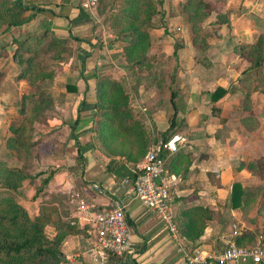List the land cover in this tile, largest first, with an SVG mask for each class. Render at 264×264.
<instances>
[{
  "label": "crops",
  "instance_id": "obj_1",
  "mask_svg": "<svg viewBox=\"0 0 264 264\" xmlns=\"http://www.w3.org/2000/svg\"><path fill=\"white\" fill-rule=\"evenodd\" d=\"M179 1L175 0L176 5ZM52 2V6H42L41 12L49 28L56 35L67 38L71 49L67 61L62 66L64 75L61 89L62 112L65 117L70 118L71 123L59 125V134L56 135L59 139L58 145L52 146L44 156L46 164L51 168L48 178L37 193L26 191L25 194L34 192V197H29L30 200L22 205L29 215L49 212L51 218L56 214L78 228L83 227V233L68 232L61 238L58 246L61 252L60 264H191L184 256L182 238L173 236L160 218L133 194L130 176L115 175L106 169L109 156L93 144L91 137L95 76L120 73L123 69L122 63L112 61L113 65L110 64V50L107 49L103 35L101 37L96 34L92 19L79 5L73 1L62 4L58 3V0ZM177 10L178 8H175V11ZM30 13L31 17L26 21L32 19L35 14L34 11ZM168 17V25L173 21L181 22L179 14ZM229 20L230 24L235 25L230 14ZM234 25L230 30L232 36L247 35L245 24L238 25L239 28ZM182 33L184 45L176 50V55L183 59L180 66L185 69L183 74L181 70L178 73L182 80L184 77L187 79V89L179 90L186 103L181 115L190 131L188 134L174 133L181 137L174 152H183L189 162L184 176L180 177L179 173L171 172L168 165V158L174 152L165 151L163 177L169 184L173 213L190 204H201L214 211L203 227L198 238L199 243L194 249L201 253L202 260L193 264H233L231 261L219 263L204 254L221 249L227 241L252 231L241 209L227 206L231 181L238 180L241 184L257 183L249 181L253 180V175L245 166L239 165L240 161L253 157L256 142V137L252 138L251 132L248 133L242 126L239 111L235 107L243 95L237 77L247 62L243 66L235 51L222 44L214 45L215 49L211 51L212 54L215 53L211 69L200 74L197 68L185 60L182 52L189 51L193 55L195 47L187 39L188 35ZM169 38L167 34L161 35L162 42H169ZM240 41L250 40L241 38ZM237 60L240 62L239 66H236ZM66 85H73L74 88H67ZM217 85L225 88V92L217 100H210L206 91H212ZM139 93L151 96L148 91ZM253 93L257 92H250V98H253ZM201 97L203 101L208 102V110L201 109ZM130 104L133 105L131 102ZM210 106L218 107V114L214 120L207 119L206 123L205 120L199 123L197 115L207 113L209 117ZM233 109L235 115L231 117L227 112ZM253 111L256 118L262 122L263 111L255 106ZM166 115L167 113L163 119H157L154 112L152 113L151 120L155 129L165 128ZM49 128V133L55 131ZM51 136L49 135V138ZM180 145L184 147L179 149ZM77 149L82 158L78 156ZM183 164L184 160L177 161L176 168ZM37 177L39 178V175ZM77 197L98 206L104 205L113 197L125 203V219L130 241L126 252L117 255L107 251L98 254L94 251L92 238L75 216L74 199ZM220 213L223 214V220L218 218ZM44 226L49 235L55 232L51 223H45ZM255 226L253 241L258 239L260 232L259 222ZM241 242L244 243L245 240Z\"/></svg>",
  "mask_w": 264,
  "mask_h": 264
},
{
  "label": "rangeland",
  "instance_id": "obj_2",
  "mask_svg": "<svg viewBox=\"0 0 264 264\" xmlns=\"http://www.w3.org/2000/svg\"><path fill=\"white\" fill-rule=\"evenodd\" d=\"M52 1L54 0H22V3L42 7L45 5L52 6ZM69 1L79 5L92 19L96 34L101 37L103 35L107 49L110 50L108 54L111 59L110 64L113 65L112 61H115L114 63L116 61L122 63L123 69H121L122 71L119 69L120 73L112 72V74L100 75L112 76L123 82L129 93L130 102L149 132L156 131L155 125L151 120L152 113L154 112L157 119L159 117L163 119L167 111H169L166 108L167 91L165 90V85L169 79L178 77L177 91L180 95V88L187 89L186 77L182 80L178 73L181 70L180 72L183 74L185 70L180 66V61L183 62V59L176 55V50L184 45L182 32L188 35L186 36L187 39L195 47L193 55L189 51L182 53L185 55V60L197 68L200 74L211 69V61L215 54H212L211 51L215 49L214 45L222 44L227 49L235 51L244 66L247 59L242 55V52L236 51L234 45L241 38L253 40L259 33H264V0H211L209 4L197 6L196 11L187 2L183 9L184 0H180L177 5L175 0H167L166 3L165 0H161L156 5L158 12L152 17V24L149 27L151 39L148 53L152 57L153 66L136 69L134 65H128L123 59L121 53L123 42L116 38L114 30L110 26L106 9L108 3L112 0ZM193 1L195 2V0ZM175 8H178V10L175 11ZM192 10L191 20H189L187 19L189 14L187 11ZM225 10L230 11L229 14L231 19H233V23L235 21V25H233L236 28L238 25L245 24L246 29L249 31L246 32L247 35L232 36L230 34L232 24L217 23L215 21L216 11L222 13ZM32 11L34 9L27 8L23 15ZM34 12L33 18L29 21H23L9 27H5L4 24L0 25V179L5 173L6 166L3 162L7 167L21 168L26 177L21 180L19 186L13 189L15 199L21 204L34 197V192L25 194L26 191H35L37 187H40L43 177L51 170L50 165L46 164V157L44 156L48 154L52 146L58 145L59 139L56 135L57 133L59 134V125L67 122L71 123L70 118L65 117L62 112L63 98L61 90L63 88L64 75L62 66L67 61L71 49L67 44V38L62 36H59L62 38V43L57 48L49 46L47 42L51 34L44 32V27H49L46 18L41 10ZM177 14H179L181 22L173 21L168 25V16L172 17ZM164 34L170 37L169 42L161 41V35ZM23 37H28L29 42L17 44V42L12 40L13 38ZM28 56H34L33 60L35 62L30 59L26 63L25 58ZM240 62L237 60L236 66H239ZM32 63L36 65L40 63L45 74L38 76L33 75L32 71H28ZM23 67H26L25 73H22ZM190 70H193V68H190ZM181 81L182 85H180ZM239 89L241 93L248 92L249 95L250 92H257L253 93V98H250L249 95L248 98L242 96L238 104L232 106H235L239 111L240 121L242 119L243 122L241 121V124L244 129L248 133L251 132L252 138L256 137L254 144L255 153L250 158L252 159V164L248 167L253 175V180L249 181H257L258 185L264 186V120L260 122V119L258 120L253 114V106L262 110L264 114L262 87L249 90V87L241 84ZM140 91H148L151 96L146 95V97L140 94ZM31 92H40L42 94L39 101V107L41 108L36 111L32 109V103L28 98ZM48 98L49 100H47ZM183 101L185 102V100ZM199 101H201V109L208 110V102L203 101V97ZM210 109L211 115L209 117L207 113L197 115L199 123H202L203 120L206 123L207 119L214 120L215 115L218 114V109L215 106H210ZM234 110H229L227 114L234 116ZM49 127L55 131L49 133ZM13 128L17 129V132ZM13 135L19 136V142L13 146H8L6 144L7 137ZM49 135L52 136L49 138ZM155 137L152 142L161 139L157 135ZM183 147L180 145L179 149ZM250 156L251 154H249ZM37 175H39V178ZM29 213H31V208H29ZM44 232L49 235L45 226ZM261 239L264 238L258 237L252 244L264 243V240Z\"/></svg>",
  "mask_w": 264,
  "mask_h": 264
},
{
  "label": "trees",
  "instance_id": "obj_3",
  "mask_svg": "<svg viewBox=\"0 0 264 264\" xmlns=\"http://www.w3.org/2000/svg\"><path fill=\"white\" fill-rule=\"evenodd\" d=\"M67 2L69 0H60L58 3ZM160 2L161 0H112L108 3L107 17L116 38L123 42L121 51L123 59L128 65H134L136 69L153 66L152 57L148 53L151 39L149 27L152 24V17L158 12L156 5ZM186 2L190 3L196 11L197 6L209 4L211 0H195V2L184 0L183 9ZM27 8L34 9V11L43 10V7L38 5L24 4L22 0H0V25L4 24L5 27H9L28 20L32 13L23 15ZM193 10L187 11L189 13H187V19L191 20ZM229 13V10L222 13L216 11L215 21L228 24ZM44 32L51 34L47 42L49 46L57 48L62 43V38L56 36L49 27H44ZM12 40L17 44L29 42L28 37ZM234 47L247 59V64L237 77L239 85L247 86L249 90H255L261 86V92L264 95V33H259L250 41H239ZM33 58L34 56H28L25 62L28 63L30 59L35 62ZM25 71L26 67H23L22 73ZM28 71L38 76L45 74L40 63L39 65L32 63ZM177 79V76L170 78L165 85L166 108L169 110L166 115L165 128L149 132L133 105L130 104L129 93L123 82L112 76H95L91 138L93 144L109 156L106 166L108 171L115 175L132 178L135 175V171L131 170L132 166L143 155L147 146L155 140L156 135L165 141L176 132L189 133V126L181 115L186 103L177 91ZM66 87L74 88L73 85H66ZM224 92L225 88L217 85L212 91H206V94L210 100H217ZM248 95L249 93L245 92L242 96L248 98ZM41 96L40 92H31L28 97L35 111L41 108L39 107ZM73 123L71 126L74 125ZM13 130L17 132V129L13 128ZM18 137L16 135L7 137L6 144L8 146L18 144ZM77 154L82 158L79 152ZM164 160L166 158L163 153V166ZM180 160H184V164L176 168V163ZM168 162L171 172L179 173L180 177L184 176L189 159L183 152H174L169 156ZM3 164L6 167L0 179V264H60L61 252L58 246L61 238L68 232L83 233V227L78 228L56 214L51 218L49 212H39L30 216L13 195V189L20 185L26 174L21 171L20 167H7L4 162ZM251 164L252 159L239 162V165L245 166L249 171L248 167ZM48 175L49 173L43 177L42 183H45ZM40 187L35 189V193ZM227 206L239 207L249 227H252V231H248L246 235L235 237L233 240L235 244L247 247L254 245L252 235L257 222L260 224L259 237L264 238V186L257 183L241 184L238 180L231 181ZM213 213L212 209L201 204L186 205L173 213L172 219L177 235L182 238L187 253H192L198 245L199 235ZM218 218L223 220V214L220 213ZM45 223H51L54 226L55 232L52 235L45 234ZM241 239L245 242L242 243Z\"/></svg>",
  "mask_w": 264,
  "mask_h": 264
},
{
  "label": "built area",
  "instance_id": "obj_4",
  "mask_svg": "<svg viewBox=\"0 0 264 264\" xmlns=\"http://www.w3.org/2000/svg\"><path fill=\"white\" fill-rule=\"evenodd\" d=\"M180 139L179 134H173L165 141L158 139L152 142L131 169L135 171L131 178L133 194L160 218L173 236H176L177 232L172 219L169 184L163 177V153L174 152ZM74 204L75 216L92 238L95 252L101 254L107 251L119 255L129 249L125 203L121 199L113 197L104 205L98 206L77 197ZM183 253L187 262L191 264L201 261L203 257L199 251L187 253L183 250ZM204 256L211 257L219 263L231 261L233 264H263L264 243L247 247L229 240L221 249L205 253Z\"/></svg>",
  "mask_w": 264,
  "mask_h": 264
},
{
  "label": "water",
  "instance_id": "obj_5",
  "mask_svg": "<svg viewBox=\"0 0 264 264\" xmlns=\"http://www.w3.org/2000/svg\"><path fill=\"white\" fill-rule=\"evenodd\" d=\"M61 257V256H60Z\"/></svg>",
  "mask_w": 264,
  "mask_h": 264
}]
</instances>
